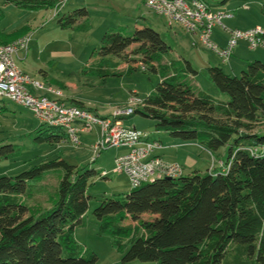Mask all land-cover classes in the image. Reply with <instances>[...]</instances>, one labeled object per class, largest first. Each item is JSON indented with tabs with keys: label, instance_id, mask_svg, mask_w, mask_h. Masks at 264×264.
<instances>
[{
	"label": "trees",
	"instance_id": "trees-1",
	"mask_svg": "<svg viewBox=\"0 0 264 264\" xmlns=\"http://www.w3.org/2000/svg\"><path fill=\"white\" fill-rule=\"evenodd\" d=\"M5 1L32 11L57 9L56 24L63 29L90 28L85 7L61 13L58 0ZM12 39L0 33V44ZM99 44V61L90 62L83 74L136 69L159 74L155 93L135 112L182 142H197L209 152L226 146L227 158L221 169L155 179L101 200L93 210L97 234L109 237L124 263L264 264V131L252 132L264 121V62H248L239 76L218 65L207 67L214 96L194 82L191 62L172 54L151 27H110ZM41 126L34 142L65 140L58 129ZM20 151V146L3 145L0 160ZM49 173H57L58 180L44 208L36 200L37 188ZM99 174L59 156L0 175V264H98L96 254L75 239L74 229L84 223L88 184Z\"/></svg>",
	"mask_w": 264,
	"mask_h": 264
},
{
	"label": "rangeland",
	"instance_id": "rangeland-1",
	"mask_svg": "<svg viewBox=\"0 0 264 264\" xmlns=\"http://www.w3.org/2000/svg\"><path fill=\"white\" fill-rule=\"evenodd\" d=\"M205 1L221 10L219 12L231 15L222 19V24L227 28L245 30L258 24L264 31L262 12L264 0ZM59 3L61 13H66L78 5H86L89 30L74 31L58 27L55 19L57 9L32 11L0 0V33L2 37L14 40L20 33L30 37L28 52L24 58L17 59L18 66L44 87L60 91L61 98L68 100L67 102L79 101L99 115L107 116L114 109L124 107L131 96L143 100L155 93L160 75L149 70L136 69L122 74L106 75L82 73L83 68L90 62L99 61L96 52L105 30L119 26L127 31L142 26L155 29L171 47L172 54L191 62L197 71L194 82L202 90L217 96L206 74L207 58H214L217 55L202 45L196 36L186 33L178 24L173 22L168 25L166 18L155 14L145 5H138V0H60ZM238 43H243V40H239ZM247 47L242 49L244 59H234V54L229 57L236 64L233 71L230 70L228 63L213 60H217V65L223 67L225 73L239 76L241 70L246 68L247 62L255 60L256 56L263 58L260 61L264 62V55L262 57L258 54L264 49L258 47L251 50ZM189 56H192L193 60ZM248 59L251 60L247 61ZM138 109L142 111V107ZM120 122L123 126L134 127L141 135L146 134L149 141H162L161 146L162 143L164 146L161 150L165 151L163 156L165 160H173L177 152L181 154L183 150H189L196 160L193 171L199 174L221 169L225 165L226 146L209 152L192 145L179 147L168 145L178 143L180 140L172 138L166 131L156 130V121L143 116L140 112L121 117ZM39 124L27 107L0 97V147L6 144L21 147L20 153L0 160V175H14L45 161L55 160L59 156L78 168L94 169L101 174L104 172L105 178L99 174L88 184L87 194L90 196L88 209L84 215V223L74 229L75 239L96 254L98 264H155L139 260L122 262V253L112 247L109 237L97 234L98 225L93 215L94 208L101 200L118 198L131 189L126 175L114 171V158L125 149L111 147L96 156L92 146L99 139L97 126L89 132L80 133L78 145H73L68 140L53 144L36 143L33 138L37 134ZM262 131L264 121L255 125L252 130L254 133ZM183 172H187V169ZM191 172L184 174L188 175ZM57 180V173L46 174L40 180L36 200L42 207L51 204Z\"/></svg>",
	"mask_w": 264,
	"mask_h": 264
},
{
	"label": "built area",
	"instance_id": "built-area-1",
	"mask_svg": "<svg viewBox=\"0 0 264 264\" xmlns=\"http://www.w3.org/2000/svg\"><path fill=\"white\" fill-rule=\"evenodd\" d=\"M140 1L155 14L166 18L168 25L174 22L186 33L196 36L222 62L228 61L239 40L246 41L251 50L264 46L263 30L255 26L227 30V42L223 48L219 47L211 35L215 26L225 28L222 19L229 15L213 10L205 0ZM29 38L24 35L0 44V97L27 107L40 125L60 130L65 140L73 145L79 144L80 133L97 126L99 139L92 146L93 153L98 156L107 148H124L125 151L114 158V171L126 175L131 188L183 174L180 164L166 162L155 153L162 147L158 140L149 141L146 134L141 135L134 127L121 124V117L131 116L142 107V99L131 96L124 107L114 109L107 116L67 102L61 98L60 91L44 87L18 66L17 59L24 58L28 52Z\"/></svg>",
	"mask_w": 264,
	"mask_h": 264
},
{
	"label": "crops",
	"instance_id": "crops-1",
	"mask_svg": "<svg viewBox=\"0 0 264 264\" xmlns=\"http://www.w3.org/2000/svg\"><path fill=\"white\" fill-rule=\"evenodd\" d=\"M59 2H60V0L58 1V3ZM140 4L144 5L142 1L138 0V5H140ZM77 7H85L87 9L86 5H84V4L83 5L75 6L72 9L77 8ZM212 8L215 11H221V10L217 9V7H213L212 6ZM72 9H70L69 11H71ZM224 12H226V11H224ZM226 14H228V13L226 12ZM230 16L231 15H229L227 17H230ZM227 17H225V18H227ZM255 26L261 27L258 24H256ZM231 29L232 28H227L226 26H225V28H223L221 26H215L214 29H213L212 35H211V39L217 45H219V47L223 48L225 46V44L227 42V38H228V31L227 30H231ZM244 42L245 41H243V43H237L235 45L234 51L232 52V54L230 55V57L234 54L233 55V58L234 59H240V58L244 59L245 56L243 57L242 49L245 46L246 47L248 46L247 45V42H245L246 44ZM260 48L264 49V46H261ZM247 49H249V48L247 47ZM258 54L263 57L264 51L263 52H260ZM189 58L191 60H193L192 56H189ZM213 59H217L218 61L221 62V58L218 55H217V57H214V58L213 57L207 58V60H208L207 61L208 62V66L207 67L212 66L211 64H215V66L217 65V62H216L217 60H213ZM254 59L255 60H262L263 58H261L260 56H256V58H254ZM250 60L251 59H248L247 61H250ZM212 61H215V63L212 62ZM226 63H228L227 65H229L230 70L233 71L236 64L233 63V61H231L230 59ZM161 142L162 141H160V143ZM168 145L177 146V147H179V146H186V145H192V146H197L198 148H203L197 142H182V141L180 142L179 141L178 143H173V144H168ZM163 146L164 145L162 143V147L160 149L156 150L155 153L158 156H160L164 161L169 162V163H177V164H180L182 166V168H183V171L185 169H187V172H183V174L184 173H189V172H191V171H193L195 169L194 167L196 166V160L191 156V154L189 153V150H183V152L181 154L179 152H177V156L173 160H165V158H163V156L165 155V151L164 150H161L163 148ZM203 149H205V148H203Z\"/></svg>",
	"mask_w": 264,
	"mask_h": 264
}]
</instances>
